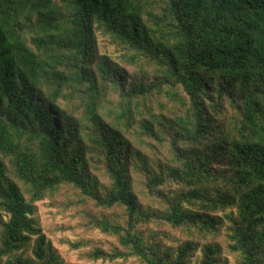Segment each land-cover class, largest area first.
<instances>
[{"label": "trees", "instance_id": "trees-1", "mask_svg": "<svg viewBox=\"0 0 264 264\" xmlns=\"http://www.w3.org/2000/svg\"><path fill=\"white\" fill-rule=\"evenodd\" d=\"M59 196L87 259L264 264V0H0V264Z\"/></svg>", "mask_w": 264, "mask_h": 264}, {"label": "rangeland", "instance_id": "rangeland-1", "mask_svg": "<svg viewBox=\"0 0 264 264\" xmlns=\"http://www.w3.org/2000/svg\"><path fill=\"white\" fill-rule=\"evenodd\" d=\"M97 42L101 53L112 56L116 62L124 65V62H122L121 59L120 50L116 45L110 42L108 36L98 32ZM128 69L132 73L134 68L128 67ZM133 74H136V72H133ZM63 201V197L59 196L55 201L45 199L38 202L35 216L39 220L38 222L40 223L42 230L57 248L60 256L64 260V264H137L135 261L122 262L121 260H117L111 262L87 259L84 255L91 250V246L89 245L80 249H73L70 242H76L82 239L89 241V243L98 242L105 246L104 248H108V243L113 242L114 240L99 231L84 234L83 231L78 228L79 218H73L70 213L64 212L62 206ZM181 240H183V236H181L179 232H175L174 241L170 243L178 244ZM28 253L31 254L30 249L28 250ZM199 255L200 251H198L193 264H198ZM230 264H235L232 258H230Z\"/></svg>", "mask_w": 264, "mask_h": 264}]
</instances>
